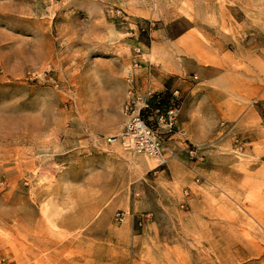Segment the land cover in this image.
Instances as JSON below:
<instances>
[{
	"label": "rangeland",
	"instance_id": "1",
	"mask_svg": "<svg viewBox=\"0 0 264 264\" xmlns=\"http://www.w3.org/2000/svg\"><path fill=\"white\" fill-rule=\"evenodd\" d=\"M9 13L0 18V264L28 262L35 240L95 243L124 233L128 218L117 215L128 206L113 205L137 173L95 141L123 132L118 81L133 47L146 59L152 53L158 67L159 44L177 41L187 55L245 76L252 92L197 156L177 154L164 138L174 157L162 168L180 184V198L188 188L193 194L186 210L178 193L164 200L176 217L153 239L191 242L181 258L192 264H264V152L236 148L253 137L264 147V0H0V16ZM185 161L197 167L190 178L178 172ZM117 187L116 202L103 197ZM94 191L102 194L96 214ZM150 220H135L136 232Z\"/></svg>",
	"mask_w": 264,
	"mask_h": 264
},
{
	"label": "crops",
	"instance_id": "2",
	"mask_svg": "<svg viewBox=\"0 0 264 264\" xmlns=\"http://www.w3.org/2000/svg\"><path fill=\"white\" fill-rule=\"evenodd\" d=\"M183 41L165 44L158 51V57L161 64L157 67L153 62L152 78L150 80L151 87L156 92H165L169 90H179L183 96V106L180 117L176 125L175 134L168 138L171 142V147L177 150V154L183 153L184 157L193 156L198 154L196 147L206 145L212 142L215 128L223 122L224 116L230 112H238L241 100L245 99V95L252 92V90L244 84L242 76L239 73L225 71L224 66L220 63H203L195 56L187 55L182 48ZM146 55L140 58L144 66L140 82L142 85L147 83V59ZM148 58V56H147ZM143 61V62H142ZM125 76V73L123 72ZM122 76L119 75V77ZM118 77V76H117ZM118 77V78H119ZM120 79V87L123 90L124 97H127L126 83ZM263 88L259 91H262ZM260 94L259 92L256 94ZM254 95V94H253ZM255 95V96H256ZM252 98V97H251ZM126 99V98H125ZM232 101L237 102L233 110H229ZM251 105L248 106L250 108ZM163 139V150L166 157L170 160L174 157H168V152L165 148ZM236 148H240L242 155L247 151L251 153L264 152L262 139L253 137L252 140H243ZM195 151L191 154V151ZM238 151V149H237ZM147 155H140L135 158V166L137 165L144 171H141L138 166L137 170L146 177L138 173L133 167L135 175L129 193H124L121 200L118 201L113 208L115 211L121 207L126 209L128 206V213L122 222L125 221L126 225L122 226L124 233L119 238V234L115 235V239H109L103 242H54V241H37L31 243L29 261H19L18 264H192L191 257L181 258V249L187 250L190 254L192 243H185L181 246V242L169 240H155L154 230H159L164 227H171L173 218L176 213L173 209L169 208V204L165 201L171 202L173 192L178 193L180 184L176 183V179L171 177L153 157ZM176 156V155H175ZM192 158V157H191ZM154 161L157 163L155 165ZM170 164V161H169ZM169 164L167 167L169 166ZM262 166L259 168L264 169V161L261 162ZM180 168L184 169L182 173L178 171L184 178H190L191 174H196L197 167L189 162H182ZM133 177V176H132ZM132 179V178H131ZM118 180L117 182H119ZM115 182V183H117ZM144 183L148 186L141 187ZM135 185H137L135 187ZM140 187L142 188L140 190ZM170 190L166 193L165 190ZM143 194L141 202L135 195L138 193L140 196ZM118 187L115 192L112 189H107L103 193V197L109 195L112 200L114 196L118 195ZM193 190L188 188L183 191L181 198L176 200L177 205L181 206L183 210L189 208L191 195ZM94 214L99 210V202L101 199L100 191H94ZM159 195L161 199H159ZM153 196L158 197L156 200L160 201L155 205L153 203ZM110 200V201H111ZM165 200V201H164ZM112 200L111 203H113ZM116 202V201H115ZM139 203V204H138ZM112 208V209H113ZM77 213L84 209L77 204ZM112 211V210H111ZM148 214V215H147ZM144 215H147L146 217ZM144 216V217H143ZM148 217L144 229L139 233L136 232V221L143 222ZM187 217V216H185ZM142 224V223H141ZM167 224V225H165ZM47 236V232H46ZM137 237V241H132ZM132 239V240H131ZM33 242V241H32ZM71 247L72 252L69 253L68 249ZM135 248V258H132V251ZM44 249L45 256H41L38 250Z\"/></svg>",
	"mask_w": 264,
	"mask_h": 264
},
{
	"label": "built area",
	"instance_id": "3",
	"mask_svg": "<svg viewBox=\"0 0 264 264\" xmlns=\"http://www.w3.org/2000/svg\"><path fill=\"white\" fill-rule=\"evenodd\" d=\"M124 15L119 14L118 20L123 23ZM131 65L125 72L127 85V97L123 107L125 123L123 132L111 138H102L95 141L99 152L110 153L128 162L138 173L134 160L140 155L153 157L159 163V167L169 164L163 150L164 137L175 134L176 125L184 103L182 93L179 90L156 92L152 89L153 62L151 54L147 58V83L142 85L140 78L144 66L140 58L142 49L133 47ZM191 151V154H194ZM146 176L143 175V178ZM136 198L140 195L136 193ZM125 213L117 215L118 221H123Z\"/></svg>",
	"mask_w": 264,
	"mask_h": 264
},
{
	"label": "bare ground",
	"instance_id": "4",
	"mask_svg": "<svg viewBox=\"0 0 264 264\" xmlns=\"http://www.w3.org/2000/svg\"><path fill=\"white\" fill-rule=\"evenodd\" d=\"M11 17H12V13L5 14V15L0 16V18L6 19V20H10ZM12 20H14V19H12Z\"/></svg>",
	"mask_w": 264,
	"mask_h": 264
}]
</instances>
